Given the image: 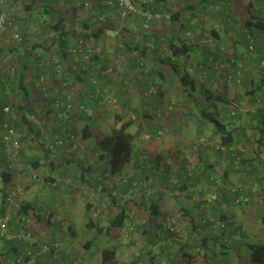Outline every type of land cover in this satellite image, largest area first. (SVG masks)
Listing matches in <instances>:
<instances>
[{"label": "trees", "instance_id": "1", "mask_svg": "<svg viewBox=\"0 0 264 264\" xmlns=\"http://www.w3.org/2000/svg\"><path fill=\"white\" fill-rule=\"evenodd\" d=\"M169 1L170 0H159L157 4H155L154 9H149L147 7L144 8L143 4L137 3V0H135L138 12L127 17H123L119 12L116 11L122 19H130V21L127 23L126 31L131 32L130 27L133 26L132 21L135 22V25L139 24V27L142 30L140 34L137 33L136 35H131V40H136V44L132 45L130 42L127 43L126 47L128 51H130V54L133 53V51H140L143 55L146 52L159 50V55H162V58L165 57L166 64L171 66L169 68V72L167 70V73H162V77H160V75H157V77H160L159 82H156V75L154 77L152 75H148V77L150 76L148 79L149 82L140 81V83L145 84L141 86L145 90H152L151 93H149L150 98H154L156 96V98L160 99V94H162L161 91L163 90L162 88H164L163 82L168 83L172 80V78L175 81H178L179 83L177 85H180L186 92V100H189L188 102L191 101V104H197V106H199V115L197 116L198 123L201 122L199 121V119L202 118L203 122L205 121L211 124L213 126L214 136L218 137V144L215 145L217 147L214 148L215 151L219 154V159L216 163H214L216 166L214 167L210 162L208 163L209 157L208 155H205L202 159L203 161L201 162V164L204 165L202 171L209 169L218 170L223 168L227 172L226 175L222 177V180L225 181V185L222 188L218 187L220 189L216 192L215 189L218 185H216L217 181L214 180L215 177H212V183L209 175H207V177L205 178L209 182V186L201 189L202 191L198 198H200L201 204H204L206 209L203 208L200 212L195 211L194 216H191L189 212L183 214V222L185 225L182 227H187V234H183L181 230L182 227L176 226L175 224L173 226L167 223L159 230V234L164 237V240H167L168 245L172 246L174 243L176 248L175 250L178 251V253H174V255H171L169 257V262L167 264H192L193 260L199 257L203 258L205 264H233V262L236 260L237 262H239V264H264V243H253V241H249L248 235L244 233L243 227L238 224L236 219L234 220L232 218L233 216L223 213V210L218 209L219 214L214 213L216 201L213 198L214 193H216V200H219V202H233L234 204H239V196L242 195L243 192L240 188L234 189L233 187H228V185L232 186L227 181V178H229L228 173H230L231 171H236L235 173L238 174V179L241 182L244 181V183H241V186H244V184H246L247 186L252 188V192L254 189L256 190V192L264 190V167L262 163L253 166L256 167V169H253L250 164L247 167V161H250L251 156H253L254 154V151L253 148L252 150H245L243 146H240L241 144L247 142L250 143V147L255 144H257V146L259 147L261 146V135L264 133V112H258V110L255 112L251 111L248 113V121L242 120L243 114H238L239 109L237 105L245 97L252 99V97L256 95H264V78H261L255 82H249L250 87L249 90L244 93L246 94V96L244 97V94L239 87L243 83H245V85L247 84L249 80L248 73L251 72L252 69H250L248 72V69L244 68L243 74L239 75L240 71L242 72L243 70L242 66L245 67L246 65L247 67L248 61L243 59V57L240 56V53L237 54L236 52L239 46L244 47V49L246 48L248 54L251 55L250 57H252L253 55L254 60L256 61V63H258L260 69H262L261 73L264 74V67L261 64L263 60L262 51L264 49V10H253L256 8V5L262 4L264 2L262 0H251L249 3L251 9L248 10L247 14H243L244 16L242 17V19H239L238 17H234L233 19L230 18L227 11L220 13V25L222 33H231L234 35V37L239 36L242 40L241 44L240 42L236 44L235 53L232 52L233 56L231 58H226L225 51H227V49H233L235 45V39H232L234 42L232 48L231 45H229V43H225V41H223L224 43L222 45L221 42L223 37L222 34H220L221 32H219L215 28L211 29L208 26L206 17H204L209 11L213 9L214 4L217 0H193L194 2L190 5L188 3L191 2V0H184L182 3L185 4L184 8H186L187 10L183 9V12L186 11V13H189L190 10L196 13V6L202 5V13L197 15L194 14L195 16L201 17V19H199V22H195L194 15L192 18H187L185 20L190 25L189 28L194 32L195 35L197 34L201 40L200 42L191 41L196 39L195 36L194 38L191 37V40H189V37H186L188 39L186 40L183 37L179 36L176 39H170L168 41L167 48L165 49L162 41L163 39L160 41L156 40L158 39L159 31L155 30V26L153 25L154 22H151V25L147 30L145 29V26L147 25V14L155 15L156 13H169L171 15V18L166 21L171 24H175L176 22L178 23L180 21V15H182L180 14V12L168 10ZM36 2L37 0L30 1V4H28L27 6L28 10L30 11V13L28 14H32V10ZM173 2L175 3L177 2V0H173ZM69 4L74 7L77 12H79V9L81 10L83 7H92L89 0H69L68 5ZM159 5L161 9H159ZM99 7H103L108 10V6L104 3L100 4ZM45 12H48V14H50L49 19L36 20L35 22L31 20V22H33L31 26H34V29L29 27V31H27L25 35L19 34L21 36V45H24L25 43H29L31 45L28 37L30 35H36V31L38 30L37 34L40 33L39 35L42 38L40 40H37V42L35 43V50H45L46 48H48L46 45H53V43L56 44V51H53L55 47H53L52 45L49 47L51 48V51L49 52L50 61L57 60V66L60 65L63 67V65H65L66 71H68L67 65L69 63L71 72L69 77L75 79L76 81H80V77H78L79 75L83 74L87 77L85 83H89L92 86L91 87L87 84L91 90L90 92L93 94V99L96 97V99L99 100V103L96 102L95 105H91V107H93L92 109L89 106L92 99H89L88 104H82L84 109H81L78 114H73L72 116H76L77 119L85 121V125L80 131V140L86 146L94 149L96 155L98 154V160L100 161V163H106V169L104 168L105 178L109 179L111 182H114V180H121L122 178H128L130 175L127 174V176L124 173L127 170L126 167L132 162H136L137 169L135 171L137 173H153L156 178H159L160 181L162 180L163 182H166L167 179L172 177L171 175L174 174V171L171 169V167H168V165L160 164V156H154L152 160L148 158L147 160L141 161L139 158L142 153L137 154L139 152L138 150H136V136L130 131V129L133 126H137L133 118L134 116L137 118L136 115L138 114V110H140V108L137 106H133L136 103L131 95H124V91L126 90V88L131 87L129 86L128 79H125V81L122 82L120 81L121 83L119 82L118 94L119 92H121V94L119 95L122 98L118 101V103L121 101L122 105L126 104L131 107L130 110H133V115L125 117L120 113H117L116 117L122 124L119 127L114 126L111 130V133L109 135H106L104 138L96 139L94 136L93 128L95 125V116L93 115V113L94 110H96V107H98V104H102V100L111 99V94L108 97L106 96L102 98L109 91H107L106 86L108 83H110L111 78H109L107 75L108 71L101 69V65L103 66L104 63H108V57L99 53L101 51L94 52V50L89 47L90 49H88L87 51H93L94 53L89 60L84 61L82 50L85 48V46L96 45V43L100 42L103 39L105 44H110L109 38H106V33L107 30H109V26L111 25H98V27H101L95 31H93L92 29L95 27L87 25V29L81 31V29H79L78 27L79 25H74L72 28L67 26L66 11H63L60 8H52L46 9ZM1 13L0 15L2 16L3 13ZM97 15H105V17L107 16L105 21H108L109 14L107 11H100ZM26 16L27 18H30L28 15ZM183 17L186 18V15L183 14L182 18ZM192 22L195 23L191 25ZM39 23L42 26H38L40 25ZM205 23L207 24V27L205 26ZM2 29H4V27H0V56H2L6 51H10L16 57L15 51H17V45L9 48L8 46H5L6 43L9 44V38L13 39V35L11 34V32ZM232 30H234V32H232ZM209 37L213 42L211 41V43H209L208 45L204 44L203 53L198 48L201 44V41L206 40ZM252 39L254 40V45L257 49L254 53L249 50V48L253 44ZM115 44V42L110 44L109 49H113V46H115ZM222 46L224 47L223 49ZM168 49L171 51H169ZM167 50L169 51V54H166ZM26 52L28 54H31L28 50H26ZM35 55L37 56L22 55L21 59L16 58L10 64V67L7 68V71L4 74H2L0 71V92H2V97L0 98V136L2 135V140L0 141V180L2 181V187L0 189L1 218L5 217L8 210L10 209V206H8L7 203L9 197L11 196V193L15 189L18 191L17 194L21 193L23 190L21 189L23 187L22 183L20 182V177L22 175H26L27 178L30 179L33 178V174H35L27 173L24 171H22L23 173L21 174L19 173V169H17L18 167L15 166H13L12 168H8L9 158L4 152V137L8 133H13L15 139L18 140L21 144L19 157L15 162L16 166L18 165V163L19 165L20 163H23L22 158L24 156L23 151L25 146H23L22 142H26L31 135L36 139L38 143V145L36 146V150L43 151L44 156H42L40 159H36L35 161H33V163L28 160L27 166L31 167L30 169H32L33 171L42 169V167L46 166L51 167L52 172H50L47 177H45L44 179L39 178V182L42 181L43 185L49 184L57 186V189H60L59 186L64 182V179L70 180L72 179L71 176L74 177V180L79 178L78 180L80 181L82 187L88 185L90 188L94 189L97 185H101L97 182L98 176H95L96 171L92 172L94 170V163H89L87 167H84V165L82 166V163H79L78 165L81 166V172H83L80 177L79 175L77 176L75 174V171L77 172L78 169L73 170L76 169L74 165H71L73 166L71 169L62 167V169L60 170V165L56 164L55 161L66 158L64 156L67 151L66 147L68 143L72 142L73 135L66 136V132L63 133L61 130H59L61 128L58 129V127L53 126L51 127V129H49L43 127V125H35V123L31 121L32 117L34 115H37V109L34 106L32 96H34L35 94L41 95V97L45 98L46 100L52 97L51 95L46 93V91H40V89H45V83L43 82L44 79H42L44 77L42 75L43 69H38V72H33V77L29 75L30 71L32 72V68L29 67L31 66L29 61H38L37 64L44 65V68H47V64L45 62L42 63L38 59L40 58V56L43 57L42 55H40V52L37 51ZM96 58L98 59V62L96 61ZM184 58L195 59L194 61H196V65H192L191 71L186 66H181L180 60ZM224 61H226V63H229L230 70H228L226 68V65L222 63ZM140 63H142L141 59L138 60V64ZM145 68L147 67L145 66ZM94 71L96 73H94ZM149 73L151 74V72ZM92 74L95 76H92ZM150 79L152 80V82L150 81ZM99 80L101 83H99ZM219 81H224V88H228V91H230V89L232 88L238 90V95H235L233 93L231 95H227L224 94L221 90L216 89V84L218 85ZM159 83H161L162 85H159ZM47 85L49 86L50 84L48 83ZM39 86L42 87L39 88ZM113 91L115 93L117 92L114 89L111 91V93H114ZM80 95H82V98L84 97V94L82 92H80ZM164 95L166 94L163 92L162 97ZM143 97L147 98L144 91ZM229 99H234V101H231L230 103L228 101ZM144 101L145 103H143V106L144 104H149L146 102L148 101L147 99ZM153 101L156 102V99L154 98ZM188 102L183 105L184 108L180 109V111L185 109L188 111L186 115L192 116L190 108L191 106L190 104H188ZM232 102L234 103L232 104ZM249 102L251 105L252 102ZM6 109H8V111H6ZM153 109L155 112L152 111V115L155 114L158 116L157 111L160 108L157 110L153 107ZM63 114L65 113L63 112L62 114H58L57 116L59 118H62L63 116L61 115ZM142 115L143 118L140 120L142 123H139H144V125H146L150 131L151 129H155V133L160 130V124L153 123V120L156 117H152L148 109L144 108ZM18 116H20V118ZM257 117L260 119L258 120ZM16 122L21 124H15ZM236 123H238L239 125H236ZM197 125L199 126V124ZM62 128L66 129V125L62 126ZM248 132H251V134H248ZM43 136L46 137L45 140L42 139ZM256 138H260L258 139V142H256ZM61 142L64 144L61 145ZM219 162L221 163L220 165H218ZM151 164L153 166H151ZM157 166L158 171H156L155 169V167ZM55 171H57L56 175H54L53 173ZM184 171L185 174L179 173L180 178L183 179L185 177L187 179L183 184H180L179 181L175 183L171 182L170 184L171 186H176L178 188L177 191H179V194L183 193L187 189L186 184L190 180L191 175L195 174L196 172H193V170L192 173H189L187 170ZM206 172H203V174H205ZM135 174L136 173H134L133 176L130 177H132L133 179L136 178ZM146 177L149 178V175H147ZM34 178L37 177L35 176ZM32 181L33 180H31V182ZM25 186L27 188L30 185ZM110 193V200L115 206V210L119 211L107 215L109 222L108 227L102 226L100 223L95 225L92 218L93 216L90 212L91 205L88 204L87 206V217H89V224L87 226L89 228L95 227L97 230L96 236L85 244V249H87L88 251L95 246L96 240L99 238V236L107 234L113 239H116L117 236H119L120 231H122L130 222L129 212L123 205H120V195L112 191ZM255 194L256 193L253 192V196ZM262 195L264 196V192ZM148 201L147 211L149 212V216L151 217L149 226L154 232H156L157 229L155 225L156 223H162L160 220L164 216V214L162 213L161 205L163 197H158V199L154 198L153 200L149 198ZM15 202H17L16 199L10 203L13 205ZM249 202L252 203L251 201ZM58 204L60 205L61 202H59ZM230 204L231 203H227L228 206ZM104 205L106 206L107 204ZM190 206L192 207V210L193 208H195L193 205ZM17 209L13 207V210L16 213V219L15 217H12V224L13 222H15L14 224L17 228H19L20 225L25 227L24 230L19 228V231H24L27 234H33V236L38 234V231H33L32 227L36 228L33 224L31 225V227H28V221L27 219H25V217H30L33 220L35 218L34 214H36V218L39 221H43L45 217H41V215L46 216V214L44 212H38L36 204L32 201L24 202L19 207V209ZM196 209L197 208H195V210ZM39 210L41 209L39 208ZM10 215H12V213H10ZM53 215L54 214L50 212V214L47 215L48 217H46V220L51 227L50 233H53L52 230L55 228L52 225L55 224L53 221ZM185 217H187L188 220H185ZM55 225L59 229H62V227L65 225V221L59 220ZM15 226L14 228L16 229ZM70 230L73 231L72 226H70ZM185 235L189 237V241L186 244L184 237ZM193 237H197V239H200L201 244L199 245V247L191 242V239ZM158 242H160V239ZM44 243L49 244L52 247V252L45 256L46 261L60 263L63 260H71V257L65 254L64 251L61 252V255H57V259L55 258L59 248L53 247L55 244V241L53 239L49 238L48 240H44ZM236 245H238V247ZM23 248L25 249L26 246ZM160 249H163L165 251L167 250V246L165 245V248L160 246ZM118 250L119 248L117 245L104 248L102 250L101 264H120L118 260ZM15 252L17 253V249H15ZM181 252L184 253L185 257H181ZM16 253H14V255H17ZM233 255L235 257H233ZM9 256V254H5L0 251L1 258L6 260ZM154 258L155 257L151 258V262L154 261ZM74 261L76 260H72L71 263L76 264V262L73 263Z\"/></svg>", "mask_w": 264, "mask_h": 264}, {"label": "rangeland", "instance_id": "2", "mask_svg": "<svg viewBox=\"0 0 264 264\" xmlns=\"http://www.w3.org/2000/svg\"><path fill=\"white\" fill-rule=\"evenodd\" d=\"M30 1L31 0H0V11L6 15L7 19L6 24L3 26L4 29L2 30L9 31L13 35V39H8L10 46L19 45L21 47H25L24 45H21V41H19V39L15 38V35H25L26 32L29 31V27L34 29V26H31V24L36 20L49 19L50 14L45 12L46 9H57L59 7L63 11H66L67 26L73 27L74 25H79L78 27L81 29V31L86 30L87 25L95 27L92 28L93 31L98 30L103 25H111L109 26V30L106 33V38H109V42L111 44L113 42L116 43L115 46H113L114 52L113 49L111 50L109 47L107 48L103 42H98L96 45L85 46L86 49L91 48L96 52L101 51L99 53L108 57V63H104L103 66L101 65V69L108 71L107 75L109 78H111L110 83H108L106 86L107 91H109L102 97H108L111 94V99L102 100V104H98V107H96V110H94L93 113L95 116V125L93 128L94 136L96 139L104 138L106 135L111 133V130L114 126L119 127L122 123L118 121L116 117L117 113H120L125 117L133 115V110H130L131 107L126 104L122 105L121 101L118 103V101L122 98L119 95L121 92L118 94L119 82L128 79L129 86L131 87L126 88L124 95L132 96L133 92L136 95L132 96L136 103L133 106L140 108V110H138V114L136 115L137 118L135 116L133 118L137 126H133L130 129V131L136 136V150L139 152L137 154L142 153L139 159L141 161L147 160L148 158L152 160L154 156H160V164H166L168 167H171V169L174 171V174L171 175L172 177L169 179H165L166 182H163L162 180L160 181L158 177L156 178L153 173H137L135 171L137 169V164L136 162H132L126 167L127 170L124 173L125 175L128 174L130 176H133V174L136 173V178L133 179L129 176L128 178H122L121 180H114V182L106 179L104 172L106 169V163H100L98 160V154L96 155L94 149L86 146L80 140V131L85 125V121H79L72 116L73 114H78L81 109H84L82 104H88L89 99H92L91 104L89 105L90 107L91 105H95L96 102L99 103V100L96 99V97L93 99V94L90 92L91 90L88 87V85H90L89 83H87V85L86 83L76 81L75 79L69 77L71 74L69 63L67 65L68 71H66L65 65H63V67L59 65V67L56 64L57 60H51L49 61V64H47V68L42 72V75L44 76L42 79H44L43 82L45 83V89H40V91H46V93L52 97L46 100L45 98H42L41 95L35 94L33 96L32 100L36 103L37 115H34L31 121L35 123V125H43V127L49 129H51L53 125H56L57 120L54 119V117L50 118V114H47L48 107H50L49 110H59L58 114H62L63 112L65 113L61 115L63 117L59 118V120L62 119L63 121H67V124H70L71 118L72 120L76 121V124L68 129L60 127L61 129L59 130H61L63 133L66 132V136L73 135V137L72 142L67 144V151L64 155L66 158L55 162L56 164L60 165V170L62 167L71 169L73 167L71 165H74L76 169L73 170L78 169L77 172L75 171V174L77 176L79 175V177L83 173L81 172V166L78 165L79 163H82V166L84 165V167H87L89 163H94V170L92 172L96 171L95 176H98L97 182L101 185H97L94 189L90 188L88 185L82 187L80 181L78 180L79 178L74 180V177L71 176L72 179H64V182L59 186L60 189H57V186L49 184L43 185L42 181L39 182V178L44 179L50 174V172H52L51 167L46 166L39 170H35L32 167L35 170L33 171L30 169L31 167L27 166V163L23 162L20 163V165L18 163V169L20 171L19 173L22 174V171L32 174L35 173L33 175L37 178L33 177L29 179L26 175H22L21 177L19 176L23 187L21 189L23 190L16 197L17 202H15L9 209V212L12 213L11 217H15L16 219V213L13 210V207L15 209H19V207L26 201H32L35 203L38 209L37 211L44 212L46 214V216L41 215V217H45L43 221H39L36 218V214H34L35 218L33 220L31 219V221H33V225L36 227H32L33 231H38V234L34 236L35 239L38 241V243H44V240H48L49 238L53 239L55 244H59L57 255H61V252L64 251L65 254H68L71 258H74L78 264H101L102 250L114 245H117L119 248L118 260L120 264H167L169 262V257L174 255V253H178V251L175 250L176 248L174 243L172 246L168 245L167 240H164V237L159 234V230L167 223L173 224V226L174 224L176 226H184V222L183 224L179 222L183 217L174 215L175 211H173V214L171 215H164V217L161 218L162 223H156L155 226L157 230L154 232L149 226L151 217L147 211V205L149 202V199L147 200V198L149 197L153 200L154 198L158 199V197L162 196L164 201L168 195L169 204L175 207V209L179 210L180 214L183 215L184 209L187 206L197 203V199L202 191L201 188L209 186V182L205 179L207 175H209L211 183L213 182L212 177H215L214 180L217 181L216 185L218 186L216 187L217 190L215 189V192L225 185V181L222 180L224 175L223 168L218 170L209 169L202 171L204 165H202L201 162L203 161L202 159L205 155H208V163L210 162L214 167L216 166L214 163H216L219 159V154L214 149L217 147L215 145L218 144V137L214 136L213 134V126L205 121L203 122L202 118L199 119L201 122L198 123L197 116L199 115V106H197V104H191V101L188 102L189 100H186V92L180 85H177L179 82L175 81L173 78L168 83L163 82L164 86H168L169 93L167 94L168 96H163V100H161L162 97L158 99L155 96L154 98L158 99V103L154 102V98H150L149 96V93H151L152 90L148 91L143 89L142 86H138L140 85V83L138 84L140 79H142L141 81L143 82L146 81L149 72H143L144 68H142V66H138V60L140 59L139 58L137 60L136 53L138 51H133V53L128 56L127 52L130 51H128L126 46L127 43L130 42L132 45H135L136 40H131V35H136L137 33L140 34L142 30L139 27V24H136L133 29L130 28L131 32L126 31L127 23L130 21V19H122L116 11L109 9L106 10L105 8L103 9L104 11H107L108 13L112 12L110 16L108 15V21H104L103 23L95 22L97 14H99V12H97L99 5L104 3L106 0H89L92 7H83L81 10L79 9V12H77L70 4L68 5L69 0H37V2L34 4L32 14H28L30 11L28 10L27 6L30 4ZM250 1L251 0H217L213 7L215 10L212 12L209 11L207 15L204 16L208 21V26L211 29L217 27L216 25H218L219 20H221L220 13L223 11H227L230 18L232 19L234 17L242 19V17L247 14L248 10L251 9L249 4ZM169 2L172 3L173 1L170 0ZM137 3H140V1L137 0ZM177 6L181 7L182 4L177 2ZM253 10L256 11L258 9ZM26 15H28L30 18H27ZM199 19H201L200 16L194 17V20ZM31 20H33V22H31ZM166 20V18H163L158 22L153 21V25L156 27V29L160 30H158L159 36L156 40L160 41L163 39L162 41L164 45L167 46L170 39H176L179 35L180 37L185 35L189 38L195 36L194 32L189 28L186 21H182V23L176 25L177 22L175 24H171ZM98 25L101 26L98 27ZM38 26L42 25L40 24ZM37 31L36 35H30L28 37L31 45H35L37 40L42 38L39 35L40 33L37 34ZM232 32H234V30H232ZM224 37L225 38H222V45L224 43L223 41H225V43H229V45H231V48L233 47L234 43L232 39H235V45L233 49H227V51H225L226 58H231L233 56L232 52L235 53L236 44L239 42L241 44L242 40L239 36L234 37V35L231 33H224ZM203 41L205 44H209L211 43L212 39L209 37ZM5 46H7V44ZM223 48L224 47L222 46V49ZM199 49L204 53L203 44H200ZM168 50L166 51V54H169V51H171ZM246 50V48L244 49V47L239 46L236 51L237 54L240 53V56L248 61L247 67L245 65L243 69H249L251 67V61L249 59L250 55ZM38 51L42 54V51L44 50L38 49ZM13 55L14 54L10 51H6L2 56H0V71L2 74L7 71V68H9L10 64L13 62ZM194 60V58H184L180 60V64L183 67L186 66L191 71L192 65H196V61ZM96 61L98 62L97 58ZM222 63L226 65L228 70H230L228 62L226 63V61H224ZM137 66L139 67V70L135 71V67ZM146 67L149 69L151 68L150 72L152 74L156 71L154 67H149L147 64ZM35 72H38L36 68ZM94 73L96 72L94 71ZM143 74H145V76H142ZM92 76L95 75L92 74ZM85 78L87 77L85 76ZM159 80L160 77H157L156 82H159ZM150 81L152 82L151 79ZM222 82L219 81L218 85L216 84V89L221 90L227 95H231L232 93L236 95L238 93V90L234 88L230 89V91H228V88L225 89L224 81ZM48 83L50 84L49 86L47 85ZM99 83H101L100 80ZM249 85L250 83L248 80L246 85L243 83L239 87L243 94L249 90ZM41 87L42 86H39V88ZM69 89H71L73 93L68 92ZM114 89L117 92L115 93L113 91L114 93H111V91ZM143 91L147 98L143 97ZM80 92L84 94L83 98L82 95L78 96ZM245 96L246 94H244V97ZM143 99L148 100L146 102L149 103L151 111L155 112L153 107L157 110L160 108L157 111L158 116L155 114H150L152 117H156L155 119L153 118V123H158L161 127L156 133L154 131L155 129H151L150 131L149 128L144 125V123L141 124L142 122L140 120L143 118L142 113L144 111L143 103H145ZM138 100L140 103L137 102ZM160 100L163 103H160ZM228 101L231 103V101H234V99H229ZM186 102H188V104L191 106L190 108L192 116H187L186 114L188 111L185 109L180 111V109L184 108L183 105H185ZM233 103L234 102H232V104ZM161 105L162 107H160ZM237 105L239 109L238 114H243L242 120L248 121V113L251 111H256L254 110L255 108L251 107L248 97L242 99V101ZM91 108L93 109V107ZM18 117L20 118V116ZM15 124L21 123L16 122ZM197 124H199V126ZM236 125L239 124L236 123ZM248 134H251V132H248ZM42 139L45 140L46 137L43 136ZM22 143L25 147L32 145L34 148H36L38 145L36 139L33 138L32 135L26 142ZM243 148L248 150L250 148V143H244ZM178 150L182 151L179 156L176 154ZM176 158H178L177 161H180V163L173 161ZM220 164L221 163L219 162L218 165ZM151 166L153 165L151 164ZM155 169L158 171V166L155 167ZM184 170H187L189 173H192V170L193 172H196L191 176L190 180L186 184L187 189L183 193L179 194V191H177L178 188L176 186H171L170 184L171 182L175 183L178 181L180 184H183L187 179L185 177L183 179L180 178L179 173L185 174ZM57 171L53 172L54 175H56ZM203 172L206 173L203 174ZM147 175H149V178L146 177ZM238 178L239 177L237 174H232L231 179L229 180L233 183L232 186L234 189L240 188L241 183H244V181L241 182ZM31 180L33 181L31 182ZM25 185L30 186L26 188ZM1 186L2 181L0 180V188ZM111 191L120 195V205H123L129 212L130 222L122 231H120V234L116 239H113L107 234L99 236V238L96 240L95 246L88 251L85 249V244L96 236L97 230L95 227L89 228L87 226L89 224V217H87V206L88 204L91 205L90 212L93 216L92 218L94 220V224L97 225L100 223L102 226L108 227L109 222L107 215L119 211L115 210V206L110 200ZM248 201H251V197L240 195L238 205H235L233 202H225L231 204L229 205V208L226 206L225 210H223V213L233 215L236 218L238 224L243 227L244 233L248 235L249 241H253V243H264V200H261L260 207H255L253 209V212L249 218L247 217L245 208L255 205L257 197L254 196L252 203H249ZM59 202H61L60 205L58 204ZM104 204L107 205L105 206ZM221 206L222 202H219V200L216 201L214 213L219 214L218 209ZM39 208L42 211L39 210ZM50 212L54 214L53 221L55 224L59 220L65 221V225L62 227V229H59L55 224H52L55 227L52 230L53 233H50L51 227L46 220V217H48L47 215H49ZM185 218V220H188L187 217ZM14 223L15 222H13L10 228L11 233L13 232L14 235L20 237H26V232L19 231V228L24 230L25 227L20 225L19 228H17ZM70 226H72L73 231L70 230ZM132 226H134V230L133 232L129 233V228ZM186 229L187 227H182L181 230L183 234H187L188 230ZM184 237L186 244L189 241V237L187 235ZM159 239L160 242H158ZM191 242L198 247L201 244L200 239H197V237H193ZM165 245L167 246V250L165 251L159 248L158 250H154L156 246L165 248ZM236 246L238 247V245ZM13 250L14 244L11 241L3 239L0 241V251L10 255ZM153 257H155L154 261L151 262V258ZM181 257H185L183 252H181ZM233 257L235 256L233 255ZM192 264H205V261L202 257H199L194 259ZM233 264H239V262L236 260L233 262Z\"/></svg>", "mask_w": 264, "mask_h": 264}, {"label": "crops", "instance_id": "3", "mask_svg": "<svg viewBox=\"0 0 264 264\" xmlns=\"http://www.w3.org/2000/svg\"><path fill=\"white\" fill-rule=\"evenodd\" d=\"M140 1V3L141 4H143V6H144V8H149V9H154L155 8V4H157V2L159 1V0H139ZM175 1V0H174ZM184 0H177V2H179V3H181L182 4V6L181 7H178L177 6V2H173V3H170L169 2V8H168V10H171V11H175V12H180V14H185L186 15V18H182V15H180V21L176 24V25H178V24H180V23H182V21H185L187 18H192L193 17V15L195 14V15H197V14H201L202 13V5H199V6H196V13H194V12H192L191 10L189 11V13H186V11L185 12H183V9H186V8H184V6H185V4L184 3H182ZM222 1H224V0H222ZM263 2H264V0H262ZM194 1L193 0H191V2H189L188 4L190 5V4H192ZM48 6V5H47ZM59 8V7H58ZM57 8V9H58ZM98 8V7H97ZM52 9V8H51ZM103 7H99V9L97 10V12H100V11H103ZM159 9H161V7H160V5H159ZM255 9H261V10H264V3H262V4H259V5H256V8ZM187 10V9H186ZM215 9L213 8L212 10H211V12L212 11H214ZM223 12H225V11H223ZM94 13H95V11H94ZM109 15L110 14H112V12L111 13H108ZM194 15V16H195ZM220 18H221V16H220ZM207 20V19H206ZM209 20V19H208ZM200 20H195V22H199ZM195 22H192L191 23V25H193ZM220 22H221V20H219V24L218 25H216L217 27H214V28H216L219 32H221L220 34H222V37L223 38H225L224 37V33H222V31H221V25H220ZM132 23H133V26L132 27H130V28H134V26H135V22H133L132 21ZM206 24V23H205ZM182 25V24H181ZM188 26H190L189 24H188ZM206 27H207V24L205 25ZM72 28V27H71ZM177 28V27H176ZM178 29V28H177ZM155 30H159V29H156V27H155ZM160 31V30H159ZM190 31V30H189ZM107 32H108V30H107ZM193 34V33H192ZM187 35V34H186ZM197 35V34H196ZM195 35V37H196V39L195 40H191V38L189 39V40H191V41H199L200 42V38H199V36L197 35L196 36ZM180 36V35H179ZM178 36V37H179ZM109 37V36H108ZM183 38L184 39H186V40H188L187 38H186V36L184 35L183 36ZM194 38V37H193ZM192 38V39H193ZM224 40V39H223ZM100 41V40H99ZM103 43H104V45L105 46H107V48L110 46V44H105V42H104V39L103 40H101ZM100 41V42H101ZM152 41V40H151ZM101 42V43H102ZM206 42V41H205ZM192 43V42H191ZM7 44V43H6ZM201 44H205L204 43V41H201ZM52 44H48V45H46L48 48H46L44 51H42L43 53L41 54L40 53V55H42L43 57H41L40 56V58H38L42 63L43 62H45L46 64H49V61H50V58H49V52L51 51V48H49L50 46H51ZM56 44H54L53 43V47H55L54 49H53V51H56L57 50V45L55 46ZM205 45H208V44H205ZM7 46H8V48L9 47H12V46H10V44H7ZM24 46L25 47H21V46H19V45H17V47H16V49H17V51H15V53H16V57L13 55L12 56V59H13V61L16 59V58H19V59H21L22 58V55L23 56H32V55H34V56H37V55H35L36 53H37V51L38 50H35L34 49V47H36V45H30L29 43H25L24 44ZM164 47H165V49L167 48V46L166 45H164ZM111 48H112V46H111ZM145 48V47H144ZM163 48V47H162ZM199 49V48H198ZM26 50H28L29 51V53H31V54H28L27 52H26ZM112 50V49H111ZM18 52V53H17ZM113 52H114V49H113ZM159 50H156V51H151V52H146V53H144L143 55H142V53L140 52V51H138L137 53H136V55H137V60L140 58L141 60H142V63H143V65L144 66H146V64H147V66H149V67H154V69L156 70L153 74L151 73H149V75H152L153 77L156 75V77H157V75H160V77H162V73H164V72H166L167 73V70H168V72H169V68L171 67V66H169V65H167L166 64V61H165V57H163L162 58V55H159ZM48 54V55H47ZM129 55H131L130 54V52H128V56ZM251 56V55H250ZM253 56V55H252ZM142 57V58H141ZM42 58H43V61H42ZM177 60V59H176ZM250 61H251V67L248 69V72H249V70L250 69H252L251 70V72H249L248 74V76H249V82H255V81H257V80H259V79H261V78H264V74H262L261 73V70L262 69H260V66L258 65V63H256V61L254 60V57H250ZM26 62V61H25ZM29 63H30V65L31 66H29L30 68H32V72L30 71V76H32V75H34V73L33 72H35V68L37 69V71H38V69H43V71L46 69V68H44V65H40V64H37L38 63V61H35L34 62V60L33 61H29ZM70 66V65H69ZM151 69V68H150ZM158 69V70H157ZM137 70H139V67L137 66V67H135V71H137ZM42 71V70H41ZM143 72H145V73H148V72H150L149 71V69H147V68H145V70H143ZM52 74V73H51ZM172 75V74H171ZM142 76H145V74H143ZM173 76V75H172ZM78 77H80L79 78V82H82V83H85L86 82V78H85V76H83V75H79ZM138 77H140V76H138ZM150 77V76H149ZM149 77L146 79V81H148V79H149ZM142 79H140L139 80V82H138V84L140 83V81H141ZM146 81H144V82H146ZM143 82V81H142ZM141 85H145V84H143V83H140V85L139 86H141ZM159 85H162L161 83H159ZM91 86V85H90ZM164 86V85H163ZM92 87V86H91ZM163 90L161 91V93L163 94V92L167 95L169 92H168V89H167V87L166 86H164V88H162ZM0 90H1V87H0ZM68 92H71V93H73V91L71 90V89H69V91ZM2 92H0V98L2 97ZM162 94H160V96L162 97ZM80 95V93L78 94V96ZM132 96H136L133 92H132ZM131 96V97H132ZM168 96V95H167ZM32 98H33V96H32ZM133 98V97H132ZM164 99V97H162L161 98V100H163ZM250 100L249 101H251L252 103H251V107L252 108H255L254 110H258V112H264V95H256V96H254V97H252V99L251 98H249ZM135 100V99H134ZM160 100V101H161ZM34 102V101H33ZM138 103H140L139 102V100L137 101ZM156 102L158 103V99H156ZM160 103H163L162 101L160 102ZM164 103H168V102H164ZM163 105H165V104H163ZM34 106L36 107V103L34 102ZM144 108H146V109H148L149 110V113L150 114H152V111H151V109H150V106H149V104H146V105H144L143 106ZM160 107H162V105L160 106ZM50 109V107H48L47 108V114L49 115V117L50 118H53L54 117V119H56L57 120V122H56V125H53V126H55V127H58V129L60 128V127H62V126H64V125H66V129L67 128H70V127H73L75 124H76V121H74V120H72V118H71V120H70V124H67V121H63L62 119V121L61 120H59V117L57 116L58 115V111L59 110H49ZM49 110V111H48ZM253 110V111H254ZM72 117V116H71ZM74 118H76V116H74ZM77 119V118H76ZM257 119L259 120L260 118H258L257 117ZM79 120V119H78ZM79 121H81V120H79ZM2 135L0 136V141L2 140ZM261 140H262V143H261V146L259 147V146H257V144H255V145H252L251 147H250V149H248V150H252V148H253V151H254V154H253V156H251V159H250V161H247V167L249 166V164H250V166L251 167H253V166H256V165H258V164H260V163H262V165H263V167H264V133L261 135ZM258 139H260V138H256L255 140H256V142H258ZM29 145V144H28ZM240 146H244V144H241ZM180 153H182V151H180V150H178L177 151V155L179 156L180 155ZM23 154H24V156H23V162H25V163H27V161L29 160V161H31L32 163H33V161H35L36 159H40L42 156H44V152L43 151H40V150H36V148H34L32 145H29L28 147H24V151H23ZM255 156V157H254ZM253 157V158H252ZM177 159L178 158H176V159H174L173 161L174 162H178L177 161ZM178 163H180V161L178 162ZM177 163V164H178ZM226 168V167H225ZM228 169H231V168H228ZM250 169V168H249ZM253 169H256V167H253ZM178 170H180V169H178ZM226 172L227 171H225L224 170V175L223 176H225L226 175ZM236 171H231L230 173H228V177L229 178H227L228 180V182L231 184V185H233V183L231 182V181H229L230 179H231V173L232 174H237V173H235ZM238 175V174H237ZM57 184V183H56ZM2 187V186H1ZM228 187H230V188H232L233 186H229L228 185ZM203 188V187H202ZM201 188V189H202ZM1 189V188H0ZM240 189L242 190V195H245L246 197L248 196V197H251V202L253 201V199H254V196H256L257 197V201H256V203H255V205H252V206H249V207H247V208H245V212H247V217H249V216H251V214H252V212H253V209L255 208V207H260V204H261V200L262 199H264V196L262 195L263 194V192H264V190H260L259 192H256V190L254 189L253 190V192L254 193H256L254 196H253V192H252V188L251 187H249V186H247L246 184H244V186H241L240 187ZM1 191V190H0ZM250 193H251V195H250ZM164 199H165V197H164ZM169 196L167 195L166 196V199L164 200V201H162V213L166 216V215H171V214H173V211H175L174 213V215H180V217H183V215H181L180 214V211L179 210H177V209H175V207H173L171 204H169ZM187 199H189V198H187ZM249 202V201H248ZM165 203V204H164ZM250 203V202H249ZM235 205H237V204H235ZM193 206L195 207V208H197L196 210H195V208H193V210H192V207L191 206H187L186 208H185V210H184V213L186 214L187 212H189V214L191 215V216H194V212L196 211H198V212H200L203 208H205V206H204V204H201V202H200V198H198L197 199V203H194L193 204ZM226 206H228L227 205V203H225V202H222V206L221 207H219V209L220 210H225V208H226ZM190 207V208H189ZM199 207V208H198ZM230 206H228V208H229ZM172 208V209H171ZM188 209H189V211H188ZM206 209V208H205ZM183 213V214H184ZM228 215V214H227ZM230 216H233V215H230ZM164 217V216H163ZM234 220L236 219L234 216L232 217ZM161 221V220H160ZM180 223H183V218L179 221ZM263 223H264V218H263ZM158 248L160 249V247H155V249L154 250H158Z\"/></svg>", "mask_w": 264, "mask_h": 264}, {"label": "built area", "instance_id": "4", "mask_svg": "<svg viewBox=\"0 0 264 264\" xmlns=\"http://www.w3.org/2000/svg\"><path fill=\"white\" fill-rule=\"evenodd\" d=\"M173 1V0H172ZM108 6L109 10L117 11L119 12L123 17H127L129 15H132L136 12H138L137 4L135 3V0H106L104 2ZM147 18V25L145 26V29L147 30L149 26L151 25V22H158L161 21L163 18H166L169 20L171 18L170 14H161L156 13L155 15H146ZM0 27H3L6 23V15L3 13V15L0 17ZM107 16L105 15H97L95 22L97 23H103L106 20ZM16 39H19L21 41V36L19 34H16ZM252 45L249 48V50L254 53L257 49L254 45V40L252 39ZM85 46V43H84ZM86 47L82 50V55L84 58V61L89 60L90 57L93 55V51H87ZM87 51V53H86ZM263 53V60L261 62L262 66L264 67V49L262 51ZM243 69V66H242ZM244 69L242 72L240 71L239 75L243 74ZM232 77V76H231ZM229 77V78H231ZM8 111V109H6ZM61 145L64 143H60ZM21 150V144L18 140L15 139L13 136V133H8L4 137V152L6 156L9 158V165L8 168H12L13 166L18 167V165H15L16 159L19 157V153ZM18 169V168H17ZM17 190L15 189L11 196L9 197L8 206H12L10 202L16 199V197L19 195L17 194ZM214 200L216 199V196L213 197ZM12 215H10V212L8 210L7 215L5 217H0V238L1 240H8L11 241L14 244V250L11 252L8 259H3L0 257V263L1 264H72L71 261L74 260V258H71L69 261H61L60 263L50 262L45 260V256L50 254L52 252L51 246L46 243H38V241L35 239L33 234H27L26 237H20L17 235H14V233H11V225H12ZM28 221V227H31L33 224V221H31L30 217H25ZM129 233L133 232L134 226L129 228ZM128 236V233H127ZM26 248L24 249L23 247ZM54 247L59 248V244H54ZM15 249H17V253L15 252ZM16 253L17 255H14ZM68 255V254H67ZM55 258L57 259L58 256L56 254ZM70 259V258H68ZM77 263V261H74L73 263Z\"/></svg>", "mask_w": 264, "mask_h": 264}, {"label": "clouds", "instance_id": "5", "mask_svg": "<svg viewBox=\"0 0 264 264\" xmlns=\"http://www.w3.org/2000/svg\"><path fill=\"white\" fill-rule=\"evenodd\" d=\"M138 66H142V68H144V70H145V66L143 65V63H140V64H138ZM148 69V68H147ZM192 176V175H191ZM236 189H238V188H236ZM214 196H216V193H214ZM149 199V197L147 198V200ZM248 200V199H247ZM215 201H217L216 199H215ZM178 217H180V215H177ZM171 225H173V224H171Z\"/></svg>", "mask_w": 264, "mask_h": 264}]
</instances>
